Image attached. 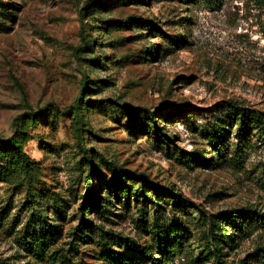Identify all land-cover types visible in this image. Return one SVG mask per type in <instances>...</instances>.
<instances>
[{
	"label": "rangeland",
	"instance_id": "1",
	"mask_svg": "<svg viewBox=\"0 0 264 264\" xmlns=\"http://www.w3.org/2000/svg\"><path fill=\"white\" fill-rule=\"evenodd\" d=\"M87 1L0 0V134L17 132L29 158L38 164L29 193L16 184L20 172L8 182L0 181V264H101L98 230L91 242L77 249L70 245L82 214L93 226L144 246L152 240V225L167 229L173 220L186 222L189 242L196 245L201 210L222 216L257 205L264 212L262 148L248 150L238 170L191 167L178 160L180 153L210 151L200 128L215 120L223 103L264 110V0H201L189 5L142 0L106 8L87 6ZM131 17L153 21L159 30H146L140 22L127 28L110 22ZM184 31L187 43L171 45L169 38ZM83 34L96 41L93 52L77 53ZM154 45L158 54L151 57L145 51ZM98 56L101 62L94 61ZM84 77L94 90L81 96ZM88 100L90 108L83 106ZM77 106L85 122L81 147L149 175L200 209L189 205L186 210L168 199H156L148 207L133 198L115 199L108 181L94 178L101 211H82L87 167L79 162L74 134L72 110ZM170 107H187L190 113L160 124L173 139L169 145L138 127L130 132L131 120L122 112ZM29 114L37 119H29ZM99 164L109 179L111 171ZM45 223L61 225L62 235L40 258L23 247L21 237L38 233ZM258 245H264V230L239 241L229 261L245 258ZM114 250L124 251L118 246ZM197 253L194 248L161 264H197Z\"/></svg>",
	"mask_w": 264,
	"mask_h": 264
},
{
	"label": "trees",
	"instance_id": "2",
	"mask_svg": "<svg viewBox=\"0 0 264 264\" xmlns=\"http://www.w3.org/2000/svg\"><path fill=\"white\" fill-rule=\"evenodd\" d=\"M180 1L189 5L201 0ZM126 2L137 4L143 1L88 0L86 4L87 6L96 4L100 8H106L109 5H121ZM187 20L189 19H184V21ZM110 22L117 25H125L126 28L132 26L134 22L136 24L140 22L146 30H159L153 21H145L138 17H131L126 20H112ZM186 37L187 35L184 31V34L179 33L174 37H170L169 42L171 45L179 47L180 44L187 43ZM82 40L83 44L77 49V53L80 50L93 52L96 41L89 38L87 34H83ZM145 52L149 53L151 57H156L158 47L157 45L151 46ZM94 61L101 62L99 56L95 57ZM90 82L92 81L88 77L82 79L81 96H85L86 92H93L94 89L90 90L88 88ZM84 105H87L88 108L93 106L89 100ZM122 110L131 120L128 123L130 132L135 131L138 127L139 130L147 135H152L155 140L165 145H169L173 139L162 132L160 124L162 122H172L175 118H186V114L190 113V109L187 107L179 109L170 107L166 108V110L158 109L154 112L146 108H138L136 113L129 108H122ZM72 111L74 134L78 143L77 147L82 155L79 162L87 167V173L84 178L85 200L80 206L82 211L84 209L88 213H91L92 210L101 211V206L98 205L96 198L100 195L99 190H96L91 182L94 178H100L102 182L108 181V192L115 199L127 198L129 200L133 198L136 203L141 201L142 205L147 207L155 204L156 199H168L174 204H181L180 206L185 207L186 210L190 207L189 205L200 209V206L193 205L192 201L184 198L175 189L160 187L149 175L119 167L117 163L109 161L99 154H97V157L94 156L93 148L86 149L81 147L80 142L83 141L85 135L83 134L85 122L82 107L77 106ZM28 118L34 121L37 119L34 114H29ZM200 135L202 136L203 144L208 145L210 151H196L190 154L180 153L178 155L180 162L191 167H226L238 170L243 167L248 150L252 151L259 147L264 150V110L245 107L237 102L227 101L222 104L215 120L206 123L200 128ZM231 137L234 138V141H232ZM99 162L111 171L112 176L109 179L102 172ZM37 165L36 161L29 158L23 141L18 137L17 132L9 137H3L0 134V181L8 182L15 173L20 172L22 177L16 184L26 189L29 193L34 188L32 176L37 169ZM261 168L264 175V161L261 163ZM110 212L112 211L109 210L108 213ZM142 215L143 212L141 210L140 216L144 217ZM200 216L198 220L199 228L201 229L200 240L196 245L189 242L186 222L173 220L167 229H162L157 224L152 225L150 228L148 227L149 233L152 234V240L141 246L129 238L105 231L103 226H93L91 220L85 219V215L82 214L79 223L71 233L70 245L77 249L80 244L91 242V234L98 230L96 246L101 250L100 253L99 251L97 253L101 264H161L165 258L182 256L187 251L194 250V248L198 250L197 255H194V262L197 264H264V245H258L253 252H249L245 258L238 261H229L228 259L231 256V251L238 246L239 241L248 238L257 230H264V212L258 209L257 205L234 208L226 211L222 216L215 214L205 215L203 210H201ZM103 218L109 220L104 215ZM39 228L40 231L38 233L34 231L31 235L26 234L21 238L23 247L26 250L31 251L36 257L44 258L50 245L56 243L57 239L62 235V230L61 225L50 223H45L43 227L40 226ZM185 243H189L190 249H186ZM116 246L121 247L124 251H115L114 248ZM154 252H157L158 257L155 256ZM140 256L144 258V261L137 260V257ZM63 259L67 260L66 257ZM2 264L8 263L3 262Z\"/></svg>",
	"mask_w": 264,
	"mask_h": 264
}]
</instances>
